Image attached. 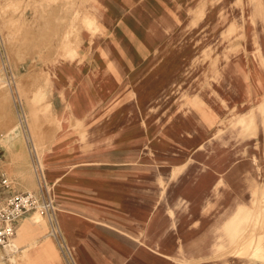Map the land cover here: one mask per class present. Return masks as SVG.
Here are the masks:
<instances>
[{"label":"rangeland","instance_id":"rangeland-1","mask_svg":"<svg viewBox=\"0 0 264 264\" xmlns=\"http://www.w3.org/2000/svg\"><path fill=\"white\" fill-rule=\"evenodd\" d=\"M0 105L1 170L53 201L0 264L34 215L56 264L59 238L78 264H264V0H0Z\"/></svg>","mask_w":264,"mask_h":264},{"label":"built area","instance_id":"built-area-1","mask_svg":"<svg viewBox=\"0 0 264 264\" xmlns=\"http://www.w3.org/2000/svg\"><path fill=\"white\" fill-rule=\"evenodd\" d=\"M26 123V119H22ZM25 136H29L28 131ZM2 153L0 151V165ZM42 172V169H41ZM43 174V172H42ZM44 177V176H43ZM53 201L47 189V185H41L40 193L28 191H15L10 177L0 168V247L3 249H15L14 239L19 222L32 212H40L42 215L52 216ZM58 236V233H56ZM55 234V235H56ZM59 248L65 255L68 264H76L68 245L58 239Z\"/></svg>","mask_w":264,"mask_h":264},{"label":"bare ground","instance_id":"bare-ground-1","mask_svg":"<svg viewBox=\"0 0 264 264\" xmlns=\"http://www.w3.org/2000/svg\"><path fill=\"white\" fill-rule=\"evenodd\" d=\"M21 4V3H20ZM9 5L6 6V8ZM12 7L13 4L11 5ZM16 6V4H15ZM17 7V6H16ZM15 7V8H16ZM12 9V8H11ZM18 9V8H17ZM20 9V8H19ZM6 10V9H5ZM13 10V9H12ZM16 9H14L15 11ZM9 13V12H8ZM11 14V13H9ZM13 19V18H12ZM6 28V27H5ZM1 106V105H0ZM251 110V109H250ZM248 111L245 114H242L241 116H239V118L246 116L249 114ZM2 111V110H1ZM73 114V109L71 107H67L64 110L63 115L64 116H72ZM2 118V115H0ZM4 118V116H3ZM238 118V119H239ZM7 119V118H6ZM3 120V119H2ZM1 122V121H0ZM6 122V121H5ZM4 123V122H3ZM8 123V122H7ZM6 123V124H7ZM2 124V123H1ZM5 124V123H4ZM59 126L61 127V125L59 124ZM71 126V125H70ZM29 132V141H31L32 145L35 147V145L33 144V135L30 132V130H28ZM11 135V134H10ZM8 135L7 138V142L5 143L9 148L12 147V145H14L15 143V135L10 136ZM9 151V150H8ZM17 159L18 162L19 160H22L24 157V153L22 151L17 152L16 154H14ZM40 156V155H39ZM26 157V155H25ZM15 159V158H14ZM38 159V157H37ZM40 159V158H39ZM38 159V160H39ZM12 161V160H11ZM25 162L27 163V161L25 160ZM23 162V163H25ZM17 163V162H16ZM21 166V165H20ZM25 166V165H23ZM30 168V167H29ZM20 173V172H19ZM21 174V173H20ZM175 174V173H174ZM18 175V174H17ZM23 175V173L21 174ZM26 175V174H25ZM23 175V176H25ZM29 175V174H28ZM19 176V175H18ZM17 176V177H18ZM31 176V175H30ZM32 178V177H31ZM24 180V178H23ZM26 183V182H25ZM25 188V187H24ZM45 218V217H44ZM30 219L32 220H28L25 223L22 224L20 231H19V243H27L26 245H24L23 250H22V255L19 256V258H21L22 263L19 264H56V261L59 260V256L57 253V250L54 248L52 242L49 239H45V240H41V231L39 229V225L38 224H42L45 225L46 221L40 217L39 215H34L33 217H31ZM50 221V220H49ZM51 223V222H50ZM54 225V224H53ZM55 227V225H54ZM53 227V228H54ZM52 229V226H51ZM248 228H244L243 231L240 234V238L238 240L239 244H241V246L245 243L246 239L249 238L248 233H249ZM53 232V230H51ZM52 234V233H51ZM15 241V240H14ZM15 246L17 247V245L15 244ZM35 248L34 252H29L30 249ZM18 258V257H17ZM18 264V262H17Z\"/></svg>","mask_w":264,"mask_h":264},{"label":"crops","instance_id":"crops-1","mask_svg":"<svg viewBox=\"0 0 264 264\" xmlns=\"http://www.w3.org/2000/svg\"><path fill=\"white\" fill-rule=\"evenodd\" d=\"M63 241H64V239L63 238H61ZM82 244H83V246L84 247H86L87 246V241L85 240V241H83L82 242ZM69 247V246H68ZM86 254H88V253H86V252H80V256H79V260L81 261V263L82 264H89L90 263V258H88L87 256H86ZM105 255H103V254H99V255H96V254H93V257L95 258L96 257V261L99 263V264H104V257ZM92 260V259H91ZM76 262V261H75ZM76 264H78V263H76ZM132 264H140L139 262L137 263V262H133Z\"/></svg>","mask_w":264,"mask_h":264}]
</instances>
